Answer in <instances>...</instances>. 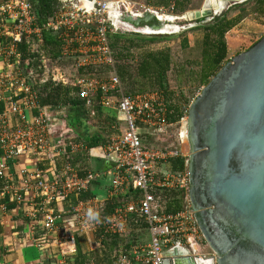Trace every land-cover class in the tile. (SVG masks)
Instances as JSON below:
<instances>
[{
  "label": "built area",
  "instance_id": "2783aa9c",
  "mask_svg": "<svg viewBox=\"0 0 264 264\" xmlns=\"http://www.w3.org/2000/svg\"><path fill=\"white\" fill-rule=\"evenodd\" d=\"M75 1L76 5L71 3L67 11L65 2L59 0L51 20L41 29L36 25L30 0H0V97L6 98L0 112V149L3 152L0 179L9 180L5 173L12 157H32L50 164L47 173L20 171V185L4 186L0 196L7 194L18 203L24 197H39L46 205H57L69 196L87 191L98 177L85 171L83 162L74 163L76 158L91 157L92 149L80 142L75 131L64 124L61 115L53 118L46 107L38 104L39 85L43 82L70 86L78 91L89 127H95V107L121 116L123 130L118 127L116 134L106 137L99 157L114 164L108 198H119L129 185L138 195L119 202L108 214L107 199L98 198L75 202L68 216L46 210L43 229L52 232L59 221L66 232L93 234L99 243L114 237L118 246L112 254V264H163L164 253L173 247L199 255L195 247H199L203 239L189 206L179 213L167 215L164 199L159 195L161 190L173 189L183 192L187 200L186 168L183 172L163 169L169 159L182 157V154L171 147L144 143L141 131L146 135L149 131L153 136L179 125L181 131L186 132V115L179 122L170 124L166 120L169 101L164 94L155 91L124 93L115 73L108 33H119V30L139 33L113 22L115 19L109 15L108 4L114 0H88L92 3L89 11ZM117 6V11L122 14L119 4ZM140 7L142 14L177 18L171 0L164 7L154 8L149 4ZM44 32L57 36L62 57H76L77 70L71 75L51 68L55 62L47 54ZM19 45H23L28 54L25 58L17 50ZM97 66L109 68L110 76L98 78L88 71ZM78 69H83L84 74ZM15 98L21 104L14 101ZM27 111L36 114L27 118ZM179 137L181 140V134ZM57 158L62 162L60 169H57ZM90 214L97 219H90ZM142 228L148 234V242L126 248L132 229Z\"/></svg>",
  "mask_w": 264,
  "mask_h": 264
},
{
  "label": "water",
  "instance_id": "95a60500",
  "mask_svg": "<svg viewBox=\"0 0 264 264\" xmlns=\"http://www.w3.org/2000/svg\"><path fill=\"white\" fill-rule=\"evenodd\" d=\"M225 4L203 0L187 21L206 24ZM123 20L134 28L164 23L147 12ZM186 142L187 202L210 255L173 247L163 264H264V35L190 102Z\"/></svg>",
  "mask_w": 264,
  "mask_h": 264
},
{
  "label": "trees",
  "instance_id": "16d2710c",
  "mask_svg": "<svg viewBox=\"0 0 264 264\" xmlns=\"http://www.w3.org/2000/svg\"><path fill=\"white\" fill-rule=\"evenodd\" d=\"M174 4V13L183 15L186 13V7L189 0H171ZM255 4L254 13L264 17V0H247ZM33 5L36 17V25L43 29L51 20L55 10L59 5V0H30ZM167 1H163L165 4ZM244 4V3H242ZM242 4L234 5L228 8L225 12L214 17L208 24L194 27L202 29L204 36L202 39V50L199 64V71L194 78V73L189 72L186 79L196 81L199 87L205 86L208 81L216 74L220 67L225 63L227 55V47L225 35L230 32L244 17V7ZM167 5V4H166ZM237 9L239 14L231 19H228L227 14ZM166 38V37H164ZM110 48L115 58V73L122 85L128 88L123 91L125 94H141L147 92H160L169 101L167 107L166 120L170 124L179 122L187 113L182 106L172 98L168 93L167 88V73L171 69L172 60L167 50L145 51L141 50V43L153 42L155 38H144L137 34L127 33H108ZM44 45L47 48L49 58L58 62L63 59L60 54V41L56 35L51 33H43ZM187 39H183L181 47L186 48ZM140 50L139 55L135 58L134 69L132 72L128 70L126 63L128 60H134L129 54L131 50ZM17 50L25 58L28 54L23 45H19ZM95 77H99V72H105L106 78L110 76V69L97 66L89 69ZM79 73L83 74L84 70L79 69ZM179 74H182L179 73ZM196 75V74H195ZM62 94V96L60 95ZM38 104L53 109L60 105L65 106L62 111L63 122L67 127L72 128L80 142L88 148H96L103 144L104 137L95 127L87 125V116L83 107L82 101L78 97V91L70 87L62 88L60 85L53 84L50 81L43 82L39 85ZM115 113L106 109L97 107L96 116L101 119H115ZM143 132V130L141 129ZM142 133L144 143L148 144L147 138ZM172 172H183L186 168V159L183 157L169 159L165 164ZM92 191L80 193L79 200H87L93 198ZM138 193H132L122 198H114L112 202L107 200L106 213H110L119 202L128 201L136 198ZM159 195L164 199V213L172 215L185 210L187 203L183 192L173 189H164L159 192ZM109 202V203H108Z\"/></svg>",
  "mask_w": 264,
  "mask_h": 264
},
{
  "label": "crops",
  "instance_id": "0c3cea01",
  "mask_svg": "<svg viewBox=\"0 0 264 264\" xmlns=\"http://www.w3.org/2000/svg\"><path fill=\"white\" fill-rule=\"evenodd\" d=\"M166 4L168 5V0L164 5ZM164 5H162V7H164ZM254 15L256 14L254 13ZM254 20L257 22L259 21V19ZM243 22L244 19L225 35L227 47L225 62L245 51L240 49L244 45L240 43L239 45H235V43L233 44L232 40L229 39L230 34L233 33L235 29L242 27ZM203 36L204 32L202 33L201 40ZM187 39L188 44L191 45L189 36H187ZM60 86L62 88L70 87ZM75 90L77 91V89ZM60 95L62 96L61 93ZM13 100L21 104L19 99L15 98ZM5 101L6 98L3 96L0 97V112L4 108ZM96 108L97 107H95V111ZM64 109L65 106L60 105L53 109L46 108V111L49 115L53 116V118H56V115H61V110ZM25 114L27 118H30L36 114V112L27 111ZM94 125L95 128L103 134V144L96 148H90L93 154L91 157L86 159L76 158L74 163L83 162L84 164L82 165L85 166V171L98 176L89 185L87 190L93 192V198L107 199L109 202H112L114 198H108V192L111 182L110 174L114 164L108 161L109 166H107V160H103L99 156L105 144L106 137L111 134H116V129L118 127L120 130H123L124 125L120 115H115L114 120H98L96 116ZM144 136L147 137L146 135ZM2 155L3 152L0 149V158ZM61 163L62 162L57 158V169L61 168ZM49 166V163L37 161L32 157H12L9 159V166L5 173L9 176V180L0 179V189L4 186L13 187L20 185V180L22 178L20 171L22 170L29 171L30 173L33 171L47 173L49 171ZM122 193L123 194L119 198L132 194L133 191L130 185L125 187ZM79 195L69 196L63 203L57 205H46L39 197L34 199L24 197L23 201L18 203L12 201L7 194L0 196V264H88L89 262L93 264H112V254L118 246V242L114 237H110L107 241L99 243L96 235L66 232L63 230L62 224L59 221H57L52 232H46L43 229V216L46 210H53L55 215H62V217L63 215L68 216L72 205L80 201ZM140 236L143 237L141 240L142 242H147L148 234L144 228L140 230L132 229L126 248L138 245L137 240ZM206 248L207 247L202 241L199 247H195V250L199 255L208 257L210 252ZM130 256L132 257L131 254Z\"/></svg>",
  "mask_w": 264,
  "mask_h": 264
},
{
  "label": "rangeland",
  "instance_id": "374dc122",
  "mask_svg": "<svg viewBox=\"0 0 264 264\" xmlns=\"http://www.w3.org/2000/svg\"><path fill=\"white\" fill-rule=\"evenodd\" d=\"M65 2V10H69L71 8V3L76 5L75 0H62ZM203 0H189L188 6L186 7V11H194L200 8ZM113 2H120V10L122 14H127V10L131 11H137L134 13H140L141 7L143 5H151L154 8H159L160 6L164 5L162 4L163 0H114ZM244 3V4H242ZM129 6H127V5ZM242 4L244 7L245 12L244 14V22L241 24L242 27H239L235 29L233 33L230 34L229 39L232 40V43L235 45L239 43L242 46L241 50H247L253 43L258 41L263 35H264V17L256 14L254 15V9L255 4L254 1L249 2L246 4L245 2H228L223 7V12H225L228 8L234 6V5H240ZM166 6V5H164ZM126 8H128L126 10ZM220 14V13H219ZM218 14V15H219ZM239 14V10L234 9L231 10L227 17L228 19H231ZM177 15L175 21L173 24L176 25L178 30H175V32H167L165 34L160 35H146V34H140L141 32H138L140 35L144 38H155L153 42H145L141 43L142 47L141 50L145 51H159V50H167L170 54L172 65L170 71L167 73V90L168 93L172 95V98L175 99L182 108L186 111L188 109V105L190 102L199 94L201 88L199 87L198 82L191 81L186 79V76L189 72L194 73V78L197 76V73L199 71V64H200V58H201V50H202V40L201 36L203 33V30L198 28L195 30H190L194 27L193 24L187 19L183 18V15L174 14ZM254 19H259V21H255ZM95 19L93 18V21ZM209 23V22H208ZM206 23V24H208ZM203 24V25H206ZM119 32L127 33V34H134L125 30H119ZM187 36L190 38L191 45L188 44ZM193 36V37H192ZM166 37V38H164ZM197 37V39H196ZM183 39H187V46L186 48L181 47ZM232 44V45H233ZM140 50H131L130 56L134 58V60H128L126 63V66L128 67V70L130 72L134 69V62L135 58L139 55ZM63 59L58 60V62H55L51 64V68H58L60 70V73H64L66 76L71 75L74 70H77L76 67V57L73 56H63ZM224 65V64H223ZM79 71V69H78ZM182 74H179L181 73ZM84 74V73H83ZM105 72H99L98 75L100 78H106ZM196 74V75H195ZM123 88L127 90L128 88L126 85H123ZM147 142L148 144L155 146V147H171L172 149H176L180 151V153L183 155V157L187 160L188 156V145L185 140V138L182 136V131L179 125L172 127L170 130L165 132L164 134L157 133L156 135H151L149 131H147ZM181 134L182 139L179 140V136ZM163 169L169 170L168 167L165 165ZM188 207V202L186 200ZM143 237L138 238V244H145L146 242H142L141 240ZM147 237V242H148ZM207 249V248H206Z\"/></svg>",
  "mask_w": 264,
  "mask_h": 264
},
{
  "label": "bare ground",
  "instance_id": "6f19581e",
  "mask_svg": "<svg viewBox=\"0 0 264 264\" xmlns=\"http://www.w3.org/2000/svg\"><path fill=\"white\" fill-rule=\"evenodd\" d=\"M240 1H243V0H225L226 3L228 2H240ZM120 2H118L117 4H119ZM77 4L82 8V9H87L88 11L92 9V3H89L88 0H77ZM116 3H110L108 4L109 6V15L110 17H113L115 20H113L114 23L120 25L122 28L124 29H129V30H134V31H138V32H141L143 34H146V35H160V34H165L167 32H175V30H178L176 25L173 24V22L175 21L176 18H173L171 16H165V18L161 15H156V18L159 20V21H162L164 23H161L159 27L157 28H145V27H141V28H134L132 26H130L129 23H127L126 21H124L123 19H125L126 17H130V18H137V17H142V13H134V12H137V11H131V10H127V14L125 13L124 15L123 14H120L117 9H118V6L117 4L115 5ZM185 14V13H184ZM183 18L187 19L189 18V15L185 14L183 15ZM182 136L185 138L186 140V132H184L182 130Z\"/></svg>",
  "mask_w": 264,
  "mask_h": 264
},
{
  "label": "clouds",
  "instance_id": "9594fccd",
  "mask_svg": "<svg viewBox=\"0 0 264 264\" xmlns=\"http://www.w3.org/2000/svg\"><path fill=\"white\" fill-rule=\"evenodd\" d=\"M90 219H97V217L92 216V215L90 214Z\"/></svg>",
  "mask_w": 264,
  "mask_h": 264
}]
</instances>
